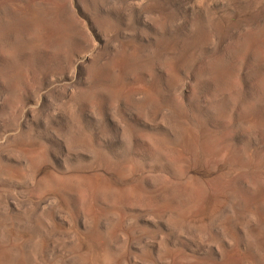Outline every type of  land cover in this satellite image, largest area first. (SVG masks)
Instances as JSON below:
<instances>
[{
  "label": "rangeland",
  "instance_id": "obj_1",
  "mask_svg": "<svg viewBox=\"0 0 264 264\" xmlns=\"http://www.w3.org/2000/svg\"><path fill=\"white\" fill-rule=\"evenodd\" d=\"M0 264H264V0H0Z\"/></svg>",
  "mask_w": 264,
  "mask_h": 264
}]
</instances>
